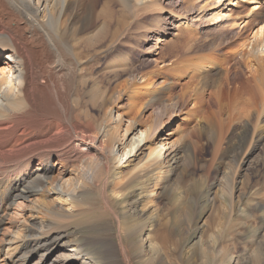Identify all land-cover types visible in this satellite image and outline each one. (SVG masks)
Instances as JSON below:
<instances>
[{
	"label": "bare ground",
	"instance_id": "6f19581e",
	"mask_svg": "<svg viewBox=\"0 0 264 264\" xmlns=\"http://www.w3.org/2000/svg\"><path fill=\"white\" fill-rule=\"evenodd\" d=\"M177 3L179 10L175 8ZM263 3L264 0H0V211L17 198L22 200L17 206L21 212L15 214L20 218L14 216L7 223L9 227L0 239V257L8 264H29L33 259V264H95L97 258L100 264H131L133 257L127 241L148 227L145 239L151 251L137 261L155 264L160 259L158 253L163 256L165 249L164 261L178 264V260L169 259L164 242L157 244L152 238L156 228L146 225L148 219L157 218L156 213L144 217L142 207L152 209L178 163L180 142L172 139L173 133L167 128L184 107L186 96L170 94L178 86L175 81L171 80L167 89L152 81L142 85V94L132 92L136 95L131 104L121 105V97L128 95L136 79L130 56L140 51L146 58L142 60L162 68L166 66L164 53H159L160 61L154 58L160 45L172 37L173 43L167 49L175 50L181 45L183 30L193 34L205 19L214 27L209 31H218L219 36L228 39L233 35V42L220 37V46L226 48L221 62L230 59L232 63L230 68L225 67L227 89L234 86L232 93H239L237 88L244 86L253 100L250 97L241 101L236 94H227L229 105L222 114L226 115L224 124H242L243 131L233 145L238 143L237 155L242 150L247 154L264 143ZM240 4H247L248 11L233 19L232 9ZM144 14L152 17L150 27H137L135 20ZM171 17L176 20L166 29ZM149 34H153L152 39ZM128 36L136 37L127 51L115 55V45ZM150 42L153 45L147 47ZM112 55L115 59L109 63ZM104 57L107 61L96 67L99 75H95L92 68ZM213 62L209 61L210 65L220 63ZM234 64L238 67L232 73ZM184 67L181 65V70ZM242 71L247 77L239 81ZM208 72L191 73V79H199L195 92L211 80ZM231 73L233 79L229 78ZM139 74L143 82L165 72L155 69ZM103 76L109 78L105 82L109 93L107 88L102 92L99 88ZM121 76H126V81H117ZM94 88L100 89L93 104L103 109L101 119H92L88 109H78L77 93L95 92ZM145 98L149 100L139 113L136 105ZM123 109L132 115L120 113ZM147 111L149 116L142 123ZM163 117H167L166 122H162ZM191 157L195 158L189 149L185 159L188 165ZM53 158L60 170L51 179L49 164ZM134 189L144 192L146 200L142 205L128 198ZM89 196L95 197L114 220V236L75 237L78 230L70 221L83 214L76 208L82 207ZM235 205V200L229 202L231 212ZM129 212L134 216L133 224L123 220Z\"/></svg>",
	"mask_w": 264,
	"mask_h": 264
},
{
	"label": "rangeland",
	"instance_id": "374dc122",
	"mask_svg": "<svg viewBox=\"0 0 264 264\" xmlns=\"http://www.w3.org/2000/svg\"><path fill=\"white\" fill-rule=\"evenodd\" d=\"M177 4L175 5L176 9L179 10L183 7L182 3L181 7ZM248 7L247 4H240L238 8L232 9L233 19H236L235 17H243L248 11ZM174 17H171L172 19L167 22L166 29H170L173 26V22L176 20ZM151 19L152 17L149 15H141L135 20V23H137V27L142 25L144 27L145 25H151ZM206 21V19L200 21L202 22V24L200 23L201 26H198V29L193 31V34L192 32L190 33L195 41H191L193 39L190 37L189 32L183 30L181 34L183 38L180 40L183 42V39H188L183 42L184 44L180 41L184 48L180 47L181 45L179 44L180 48L177 47L170 52L167 48L168 45L170 46L173 43L172 37L167 39L168 42L165 40L160 47L158 46V54L154 58L160 61L159 57L161 55L159 53H164V59L162 60L164 63L166 62V66L162 68L157 63L144 60L146 58L140 51L139 53L135 50L131 54L132 57L130 56V61L135 68L133 75L136 79L133 86L129 89L128 95L121 97V105L131 104L133 97L136 95L132 92L136 90L137 93L142 94L144 90L142 85L149 82H155L156 85L167 89L171 80L175 81L178 86L176 89L171 90L170 94L177 93V96L178 94L186 96L184 107L182 106L179 109L178 116L174 118L167 128V132L173 133L171 135L172 139H179L180 142L178 146H181V153L178 154L179 156L177 155L178 163L173 167V173L167 178L168 184L160 191L159 197L155 199L156 202L154 201V205L151 207L152 209L147 210L146 208L148 207H142V211L144 217L149 216L153 212L154 214L156 213L157 218L148 219L146 225L153 229L156 228L157 233H154L152 238L157 244L160 241L164 242V247L169 250L168 254L171 262L178 260V264H180V259L182 264H264V143H260L259 146L247 154L245 150L238 151L237 155L238 143L233 145V141H238L239 138H236V136L241 134L243 126L242 124L233 125L230 122L224 124L223 121L226 115L222 114L223 110L227 109L229 105L228 99H230V96H227V94L232 93L234 90V86H229L231 90L227 89L225 78V67L230 68L232 63L230 59L221 62L222 55L226 56L225 50H223L226 48L222 47V45L220 46V37L222 39L226 37L223 35L226 30L221 32L223 36H219L218 31L216 33L215 31H209V29L213 30L214 27L209 26L211 21ZM149 36L152 39L153 34H149ZM131 37H123L122 43L115 45V55H120L127 51V46L135 40L134 37L136 36ZM226 39L228 42L234 41L233 35H230L229 39L226 37ZM227 40L223 41V45ZM189 42L193 43L189 44ZM144 44L146 43H143L142 46ZM151 45L153 44H148L147 47ZM188 45L192 46L189 50L187 48ZM200 47H202L200 50L194 49ZM115 55L110 56L109 63L115 59L113 58ZM142 58L144 59L142 60ZM187 58L190 59L188 60ZM228 58H231V56L229 55ZM105 59V57L99 58L97 64L93 66L92 71L95 75H99L97 74L99 70L96 67H102L107 61ZM214 60H218L220 63L214 66L210 65L209 61L213 62ZM213 63L216 64L215 62ZM237 64L232 66V73H234L233 69L238 67ZM181 65L183 67L188 66V72L187 69L184 70L186 67L181 70ZM155 69L164 71L165 74H157L158 76L150 77L146 81L143 79L144 81L142 82L139 72L147 74ZM201 70L205 72L209 70L207 74L211 80L207 82V86L195 92V85L199 79H191V73L194 71L198 73ZM180 74L185 76L181 77ZM240 74L241 78L239 81L245 79V75L247 77L245 71ZM106 77L103 76L101 78L99 88H101V92L104 88H107L109 93V84L105 83L109 78L108 76ZM233 77V74L229 76L232 79ZM126 78V76H121L117 81H126ZM114 82L110 83V86ZM236 84L235 88L238 85ZM241 87L243 88L244 86L237 88L239 93L241 92L240 94H232H236L237 99L241 101L250 99L251 96L248 94L247 89H242ZM94 90L95 92L91 93L88 90H80L77 93L79 100L78 109H88V114L92 119H101L103 109L93 104L100 95V89L94 88ZM244 96L245 98H243ZM148 100V98H145L136 105V110H139V113L142 112L144 104ZM251 100H253L252 97ZM121 112L127 113L128 110L123 109ZM149 113V111L144 113L142 123L147 120ZM127 114L128 116L132 115L129 112ZM166 120L167 117H163L162 122H166ZM189 149L195 158L191 157L188 165L185 159ZM49 167L51 168L49 177L52 179L59 172L60 165L53 158ZM66 168H69L68 164ZM131 194L128 198L137 199L138 202H141V205L146 200L144 192L139 189H134ZM179 196H182V198ZM231 200L236 202L232 212L228 206ZM21 202L22 200L17 198L10 206L3 207L0 211V216H2L0 239L5 229L9 227L7 223L15 214L21 212V208L17 207ZM96 202L97 204H95ZM84 203L80 207L81 209L78 208L80 210L76 208V212L80 211L82 213L84 211L83 214L77 216L76 222L74 220L70 221L71 224L73 223L72 226L78 230L75 237L81 240L88 236H114L115 234L112 230L115 227L114 220L112 219V221L111 217L106 214L96 198L89 196L85 198ZM25 213L26 211L22 213L23 216ZM121 214H124V211ZM184 215H187V217H184ZM15 218L19 219L20 217L15 216ZM123 220L133 224L134 216L129 212ZM58 227H61V224ZM147 231L148 227L142 233H135L127 241L128 245L131 246V255L133 257L131 264H140L137 259L141 256H146L145 254L151 251L145 239ZM159 238H162V240ZM162 252L163 256L158 253L160 259L155 264H169L164 261L166 258L165 249ZM55 255H52L49 259L52 260ZM34 261L36 259H33L29 264H33ZM100 262H102L101 259L97 258L95 264H100ZM0 264L8 263L0 257ZM172 264H177V262Z\"/></svg>",
	"mask_w": 264,
	"mask_h": 264
}]
</instances>
